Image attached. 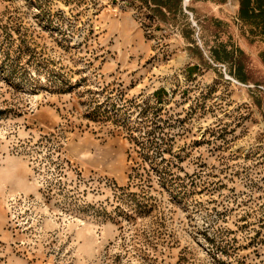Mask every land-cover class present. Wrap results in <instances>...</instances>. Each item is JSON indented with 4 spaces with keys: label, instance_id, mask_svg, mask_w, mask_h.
Here are the masks:
<instances>
[{
    "label": "rangeland",
    "instance_id": "1",
    "mask_svg": "<svg viewBox=\"0 0 264 264\" xmlns=\"http://www.w3.org/2000/svg\"><path fill=\"white\" fill-rule=\"evenodd\" d=\"M147 1L0 0V264H264V37Z\"/></svg>",
    "mask_w": 264,
    "mask_h": 264
},
{
    "label": "trees",
    "instance_id": "2",
    "mask_svg": "<svg viewBox=\"0 0 264 264\" xmlns=\"http://www.w3.org/2000/svg\"><path fill=\"white\" fill-rule=\"evenodd\" d=\"M238 12L237 19L257 31L264 37V0H237ZM154 8L153 12L164 17L165 13L176 14L180 12L181 0H149L147 1ZM211 58L219 63L238 64L242 52L238 49H227L225 45L220 43L218 47L209 50ZM238 81L245 82V78L238 72L231 73Z\"/></svg>",
    "mask_w": 264,
    "mask_h": 264
},
{
    "label": "bare ground",
    "instance_id": "3",
    "mask_svg": "<svg viewBox=\"0 0 264 264\" xmlns=\"http://www.w3.org/2000/svg\"><path fill=\"white\" fill-rule=\"evenodd\" d=\"M187 1H189V0H184V3L187 2ZM185 5H186V3H185Z\"/></svg>",
    "mask_w": 264,
    "mask_h": 264
},
{
    "label": "water",
    "instance_id": "4",
    "mask_svg": "<svg viewBox=\"0 0 264 264\" xmlns=\"http://www.w3.org/2000/svg\"><path fill=\"white\" fill-rule=\"evenodd\" d=\"M183 6H185L184 0H183Z\"/></svg>",
    "mask_w": 264,
    "mask_h": 264
}]
</instances>
